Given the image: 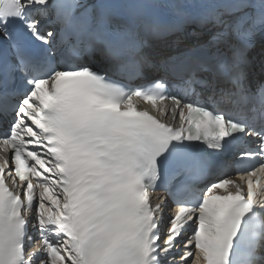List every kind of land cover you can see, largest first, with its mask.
Returning a JSON list of instances; mask_svg holds the SVG:
<instances>
[{"label": "snow or ice", "instance_id": "snow-or-ice-1", "mask_svg": "<svg viewBox=\"0 0 264 264\" xmlns=\"http://www.w3.org/2000/svg\"><path fill=\"white\" fill-rule=\"evenodd\" d=\"M186 31L194 43L154 59ZM257 36L264 55V0H0V264H264ZM97 54L113 75L165 76L132 88L81 63ZM247 140L230 178L216 157Z\"/></svg>", "mask_w": 264, "mask_h": 264}]
</instances>
